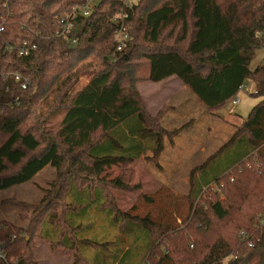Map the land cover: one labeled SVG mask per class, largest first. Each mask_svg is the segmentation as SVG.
<instances>
[{"label":"trees","instance_id":"obj_1","mask_svg":"<svg viewBox=\"0 0 264 264\" xmlns=\"http://www.w3.org/2000/svg\"><path fill=\"white\" fill-rule=\"evenodd\" d=\"M86 1L0 0V191L47 166L55 175L37 204L6 202L26 226L1 223L0 264H38L37 239L73 264H264V62L250 67L264 49V0H141L127 10L100 0L63 36V21ZM123 11L128 41L116 52L112 20ZM26 42L35 49L21 55ZM173 76L209 112L247 82L263 98L193 171L177 227L121 210L112 193L139 187L131 164L150 150L159 167L164 137L182 131L162 129L136 90Z\"/></svg>","mask_w":264,"mask_h":264},{"label":"rangeland","instance_id":"obj_2","mask_svg":"<svg viewBox=\"0 0 264 264\" xmlns=\"http://www.w3.org/2000/svg\"><path fill=\"white\" fill-rule=\"evenodd\" d=\"M263 62L264 49H260L250 67L253 69ZM80 83L85 84V79H81ZM244 85V91L240 90L236 95L241 100L238 106H234L230 100L219 111L209 112L178 78L165 83H137L136 90L151 118H156L161 128L169 134L182 131L174 136L164 137V150L158 159L159 167L150 160V150L131 164L130 169L134 174L131 186H140L133 191L113 190V195L118 199V207L128 211L136 206L134 215L150 216L153 221L169 227L179 226L189 212V202L185 197L190 188L193 171L237 132L242 119H246L263 99L255 95L256 90L252 83L247 82ZM61 117L62 114L56 115L53 125H56ZM149 145L150 143L146 147ZM223 161L226 163L229 160L224 158L219 161L208 173L214 174L216 169L224 165ZM256 162L254 161L255 166L258 165ZM114 174H120V169H114ZM54 176V169L47 166L32 181L0 191V226L2 222L26 226L21 219V211L6 202L37 204ZM142 194H146L154 202L148 203L140 199ZM96 236H99L98 232L96 235L88 231L83 233V237L93 240H96ZM44 244L39 239L36 240L40 260L36 250L35 260L38 264H59L49 246ZM58 251L62 253L61 250ZM62 264L68 262L62 261Z\"/></svg>","mask_w":264,"mask_h":264},{"label":"built area","instance_id":"obj_3","mask_svg":"<svg viewBox=\"0 0 264 264\" xmlns=\"http://www.w3.org/2000/svg\"><path fill=\"white\" fill-rule=\"evenodd\" d=\"M100 0H87L85 5L76 7L73 9L72 13L63 21L62 27H61V34L63 36H66L73 26V20H75L77 17H88L93 12L94 8L97 6ZM141 0H120L123 9H131L135 5H137ZM127 18V14L125 12H121L120 15H117L113 18V22H115L118 26V31L116 34V52H122L125 47L127 46L128 41V33L127 28L125 24V19ZM4 31V26L0 25V34ZM35 46H29L28 43H24L23 47L21 48V55H28L31 50H34ZM15 81L20 85V88L22 90H28V87L30 85V81L23 78L20 74L14 75ZM246 88V85H241L239 88V91ZM241 103V100L237 98V96H234L232 98V104L234 106H238ZM9 106L12 105V103L8 104ZM4 109L0 107V112H3ZM257 163V162H256ZM258 164V163H257ZM260 223L264 226V219L260 220ZM241 235H244V233H241ZM5 258V253L2 250V247L0 245V259ZM11 264H19L18 258H13L11 260Z\"/></svg>","mask_w":264,"mask_h":264},{"label":"crops","instance_id":"obj_4","mask_svg":"<svg viewBox=\"0 0 264 264\" xmlns=\"http://www.w3.org/2000/svg\"><path fill=\"white\" fill-rule=\"evenodd\" d=\"M173 78H177V77H175V76H173V77H171V78H168L167 80H165V81H163V82H160V83H165V82H167V81H169V80H171V79H173ZM179 81H180V83L183 85V83L181 82V80L179 79ZM184 86V85H183ZM185 87V86H184ZM186 88V87H185ZM187 89V88H186ZM188 90V89H187ZM39 241H42V242H44L45 244V246L46 247H48L49 246V248H50V245L47 243V242H45V241H43V240H40L39 239ZM38 242V241H37ZM40 242H38V244H39ZM42 244V243H41ZM45 247V248H46ZM37 248H38V246H37ZM49 250V249H48ZM50 250H51V248H50ZM38 251H39V248L38 249H36V255H37V258L40 260V257H39V254H38ZM51 253H52V255H54V257L55 258H57V260L56 261H58L59 262V264H62V261H66V262H68V264H73L74 263V260H73V258L72 257H63V256H61V254H60V252L58 251V252H56V253H54V252H52V250H51ZM47 264V263H46ZM80 264H85L84 262H81Z\"/></svg>","mask_w":264,"mask_h":264}]
</instances>
